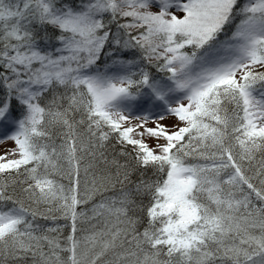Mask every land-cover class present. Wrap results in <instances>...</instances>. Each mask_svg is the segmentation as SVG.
I'll list each match as a JSON object with an SVG mask.
<instances>
[{"label":"snow or ice","instance_id":"1","mask_svg":"<svg viewBox=\"0 0 264 264\" xmlns=\"http://www.w3.org/2000/svg\"><path fill=\"white\" fill-rule=\"evenodd\" d=\"M7 141L0 264H264V0H0Z\"/></svg>","mask_w":264,"mask_h":264},{"label":"rangeland","instance_id":"2","mask_svg":"<svg viewBox=\"0 0 264 264\" xmlns=\"http://www.w3.org/2000/svg\"><path fill=\"white\" fill-rule=\"evenodd\" d=\"M164 123L168 124V125H171L174 123V120L169 118L167 119L166 121H164ZM149 126L151 127L152 125L149 124ZM150 144H154L155 141H148ZM12 147V142L11 141H7L6 143L4 144H0V154H3L8 148H11Z\"/></svg>","mask_w":264,"mask_h":264},{"label":"trees","instance_id":"3","mask_svg":"<svg viewBox=\"0 0 264 264\" xmlns=\"http://www.w3.org/2000/svg\"><path fill=\"white\" fill-rule=\"evenodd\" d=\"M109 159H111V156H109ZM101 167L103 168L104 166L101 165ZM113 171H114V169H113ZM41 223H45V222L44 221H41Z\"/></svg>","mask_w":264,"mask_h":264}]
</instances>
